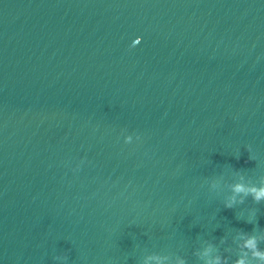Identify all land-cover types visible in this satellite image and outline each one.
I'll return each instance as SVG.
<instances>
[{"label": "water", "instance_id": "95a60500", "mask_svg": "<svg viewBox=\"0 0 264 264\" xmlns=\"http://www.w3.org/2000/svg\"><path fill=\"white\" fill-rule=\"evenodd\" d=\"M235 183L264 186V0H0V264L246 256Z\"/></svg>", "mask_w": 264, "mask_h": 264}, {"label": "clouds", "instance_id": "9594fccd", "mask_svg": "<svg viewBox=\"0 0 264 264\" xmlns=\"http://www.w3.org/2000/svg\"><path fill=\"white\" fill-rule=\"evenodd\" d=\"M133 42L132 46L135 47L141 43V38H136ZM137 139H139V137H137ZM125 143H131V140L126 138ZM231 193V198L224 201V207L228 209L235 207L237 203L236 197H241L239 200L240 204H243L244 199L248 197H251L257 204L264 201V186L262 185H245L242 183H235L231 187ZM253 216H255V212L250 211V217ZM242 234L248 237V239L244 241V248L247 253L246 256L237 255L235 259H232L231 256L228 255H217L215 257L210 256L204 261V264H251L252 261H260L264 264V249L259 247L260 243L256 240L255 235L251 233ZM65 259L67 258L65 257ZM182 264H184V262H182Z\"/></svg>", "mask_w": 264, "mask_h": 264}]
</instances>
